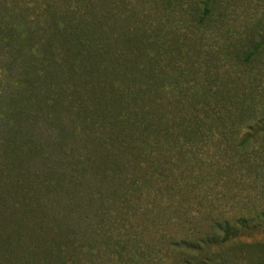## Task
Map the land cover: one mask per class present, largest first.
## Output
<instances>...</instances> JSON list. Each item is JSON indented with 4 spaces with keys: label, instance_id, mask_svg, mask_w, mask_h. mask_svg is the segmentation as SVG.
<instances>
[{
    "label": "rangeland",
    "instance_id": "1",
    "mask_svg": "<svg viewBox=\"0 0 264 264\" xmlns=\"http://www.w3.org/2000/svg\"><path fill=\"white\" fill-rule=\"evenodd\" d=\"M195 6L196 0H189L165 18L160 5L146 0H0V264L30 254L24 247L13 249L12 243L39 245L30 229L45 223L46 217L57 216L53 226L63 240L66 233L73 237V219L65 218L67 209L73 214V198H67L65 191L73 189L69 180L73 136L81 127L80 117L73 114L81 110L73 102V85L82 83L83 73H76L73 64L96 40V27L104 26L110 35L122 30L133 33L136 44L137 24L143 26L145 20L152 26L143 29L141 41L147 33L162 40L166 36L165 47L155 44L149 51L157 57L153 58L158 61L156 72L165 77L159 87L163 97L185 85L190 88L191 80L196 82L193 90L202 91L211 81L209 74L218 71L213 89L232 91L246 84L256 107L259 101L264 104V56L251 60L248 73L242 74L244 66L232 55L243 43L264 40V0H219L210 24L191 31ZM143 11L146 16L139 21ZM126 35L119 41H126ZM260 91L263 96L258 99ZM85 126L91 129L92 123ZM96 149L101 150L98 145ZM173 160L168 175L159 176L160 168L152 172L160 179L167 177L169 184L150 189L141 201L144 208L145 203H154L156 211L149 218L140 214L125 221L133 225L137 237L130 250L122 249L133 253L128 264H172L180 253L169 246L171 238L191 237L198 230H208L212 219H233L248 208L238 201L244 200L249 189L243 182L232 183L233 173L222 176L209 171L205 176L204 168L193 163L188 164L192 173L183 172ZM62 183L67 189L60 202L53 192ZM249 201V208L263 204L262 200ZM237 240L263 245L264 228L249 230L228 244L187 253L195 257L193 264H257L264 258V246L238 249L232 246ZM53 264L73 263L62 256Z\"/></svg>",
    "mask_w": 264,
    "mask_h": 264
},
{
    "label": "trees",
    "instance_id": "2",
    "mask_svg": "<svg viewBox=\"0 0 264 264\" xmlns=\"http://www.w3.org/2000/svg\"><path fill=\"white\" fill-rule=\"evenodd\" d=\"M146 1L160 5L165 17L179 12L189 0ZM218 2L196 0L191 31L210 24ZM145 12L139 21L144 20ZM143 22V26L137 24L136 44L133 33L122 30L110 35L104 26L96 27V40L73 64L76 73L83 72L79 77L82 83L73 85V102L81 105V110L73 111L81 120V127L73 136V175L68 177L73 189L66 190L67 184L62 183L53 192L60 202L65 190V196L73 198V214L68 209L65 212L66 220L73 219V237L66 233L63 240L53 226L57 216L46 217L45 223H36L30 229L39 245L12 243L13 249L24 247L30 249V254L20 255L10 264H53L62 256H68L73 264L130 263L133 253L122 249L130 250L137 237L133 225L125 221L140 218V214L149 218V213L156 211L154 203L147 202L144 208L141 201L150 189L169 184L167 177L160 179L152 172L153 168H160L159 176L168 175L173 171L172 158L183 172L192 173L188 164L193 163L200 170L204 168L205 176L210 172L222 176L233 173L230 181L243 182L249 189L244 200L238 201L248 207L241 215L214 218L206 231L171 238L169 246L180 253L172 264H193L195 257L187 251L228 244L249 230L264 228V104L259 101L260 107H256L253 91L246 84L232 91L213 89L212 80L218 71L209 74L211 81L205 83L202 91L193 90L196 82L191 80L190 88L185 85L176 94L163 97L159 87L165 77L156 72L158 61H153L156 56H150L149 51L151 45L165 47L166 36L162 40L147 33L141 41L143 29L152 26L151 21ZM124 34L126 41H119ZM132 50L137 51V56L123 54ZM232 55L238 65L244 66L239 72L247 74L249 62L264 56V40L243 43ZM262 96L261 91L256 94L258 99ZM88 121L91 129L85 126ZM250 189L255 190L254 194H250ZM253 199L262 200V206L249 208V200ZM255 244L264 246L240 240L232 246H246L248 250Z\"/></svg>",
    "mask_w": 264,
    "mask_h": 264
}]
</instances>
